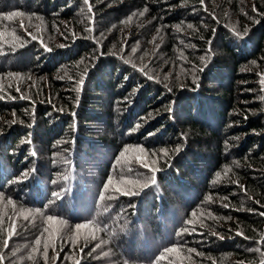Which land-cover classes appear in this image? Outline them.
I'll return each mask as SVG.
<instances>
[{
  "label": "trees",
  "instance_id": "obj_1",
  "mask_svg": "<svg viewBox=\"0 0 264 264\" xmlns=\"http://www.w3.org/2000/svg\"><path fill=\"white\" fill-rule=\"evenodd\" d=\"M13 31L15 49L0 44V193L33 213L25 225L0 210L3 264H177L168 250L186 242L194 264H264V0H0V32ZM141 120L158 122L141 144L113 129ZM151 134L175 157L145 168L132 216L115 220L120 202L102 207L110 173L121 159L133 169L126 148L153 160ZM63 137L71 155L58 187ZM37 153L23 181L19 162ZM49 217L64 227L45 259Z\"/></svg>",
  "mask_w": 264,
  "mask_h": 264
},
{
  "label": "rangeland",
  "instance_id": "obj_2",
  "mask_svg": "<svg viewBox=\"0 0 264 264\" xmlns=\"http://www.w3.org/2000/svg\"><path fill=\"white\" fill-rule=\"evenodd\" d=\"M108 99H110V97ZM93 100H95V101L98 100L96 95L93 96ZM119 106L120 105L117 104V102H116V104L114 102V107L113 108H114V111L116 112V118H115V123L116 124L118 122L119 116L121 115V111H120L121 109H119ZM143 124H144V121L141 120L140 123L134 125L132 130L130 129L131 132H129L130 130H128V129H125L124 132H117L116 131L117 129L114 126H113V129H114L115 133L116 134L119 133V135L122 138L123 137H128L130 139V137L132 136L131 138L133 140H135L137 143L141 144L142 142H146L144 139L141 140L142 139L141 135L143 133H145V132L149 133L150 130L151 131H155V129L158 126L157 125L158 122L150 125V128H148V129L142 128ZM145 126H147V125H145ZM84 129H86L88 131L89 130H93L94 131V129H95V131H99V127H97L95 125L94 126H90V124L87 125ZM104 129L105 128H103L101 130V132ZM160 130L161 129H159L158 132ZM108 132H110V130H108ZM115 133L113 132V134H115ZM151 135L148 136L147 138H148V140H149V137L151 138L150 139L151 141L150 142L148 141V142L152 144V145H150V149L153 152H155V156H153V160H151L145 152L144 153H138V152L132 151L130 149V151H131V154H130L131 155V159L129 160L130 161L129 163L132 165V167L135 170V172L137 171L136 176L140 180L139 183L138 182H134V183H132L133 185L131 184L132 186L128 185L129 188H126L125 189L126 191L123 190V189L114 190V189L120 188L119 183L122 182V178H123V177L117 178V175H116L115 172L120 171L122 173V176L124 174H130V175L134 174V170L133 169H129L130 167L127 168L128 170L126 169L127 166H126L125 160H122V159L119 160V163H117L116 168H114V170H112L111 173H110V175L113 174L115 176V177H113L112 180L115 181L116 184H114L113 181L111 183H109V187H108L109 197H107L106 202L108 201L110 204L106 205V203H105V204L102 205V207H103L104 211H108V208H111V206H113L115 203H117L119 201L120 204H118V206L115 207V209H116V213H115V216H114V218H116L115 220L119 221L121 219V217L124 216L125 218H123L122 221L125 220V222H126L132 216L133 208L135 207V204H134L135 201L134 200L136 199V197H133V196L131 197V195H132L133 191H138L139 189H141L146 184V181H144V180H145V178L148 177V174H147L148 170H146L145 168L146 167H151L152 170H153V168L157 169L161 165H165L164 163L167 161V157L169 155H172L173 158L175 157V155H173L168 150L167 146H161V147L156 146L154 144L155 142L153 140V139H155V136H153V135L151 136ZM65 141H66L65 137H63V138H58L54 142V147L56 148L55 153H57V154H55V156L57 157V160L53 161V165L55 166V169L58 170V172L56 173V175L54 177V179H55L54 180V186L56 185L58 187H61V184L63 183V177H64V174H65V172H64L65 170H62V168L64 167L67 158L70 157V155H71V153H70L71 151L69 149H67V148H64V147H66L65 146L66 144L64 143ZM29 146L33 147L32 143H30ZM103 147H105V146H103ZM43 149H44V153H46L47 150H46L45 146L43 147ZM94 149H92V150L94 152L96 151L95 154H99L100 153V151L98 149H95V150ZM36 152H37V150H36ZM164 152H167L168 155L165 156ZM13 156H15V155H13ZM138 157H139V159H138ZM32 158H33V162L32 163H33L34 166L32 165V163H21L22 161L19 162V165H22L20 167V171H23L21 173L22 180L23 179L25 180V178L27 177L28 169H30L34 173V169H36L35 166H38L39 163H42L41 155L38 154L37 158H36L35 155H32ZM100 163L102 165V162H100ZM30 170H29V172H30ZM13 183H15V182H13ZM60 189H62V188H60ZM62 191H63V189L58 192V196H59V193H61ZM125 192H127V193H125ZM128 193H129V196L127 197ZM210 199H212V198L210 197ZM8 200H12V199H10L9 196H5L2 193H0V210L1 211L5 210V211L11 212V213L15 212V214L17 215V218L20 219V221L23 222V224L26 225L25 221H27L29 219H25L24 218V215L22 214V211L26 212L28 214V217L30 216V213H33V212L31 210H30L31 211L30 212L28 209H26L24 207L22 209L21 206L20 207L19 206H15L14 202L11 205H9L8 204ZM54 201H55V199H53L49 205L53 206ZM15 207H17V208H15ZM144 217H146V216L144 215ZM46 222H47V219H46ZM25 225H23V227H25ZM50 227L52 228V230H54L53 226L50 225ZM56 227L61 228V227H64V225L60 224L59 226H56ZM192 231H197V230H194V229H189L188 230V232H192ZM54 240H56V238H54ZM199 243H201V241H199ZM190 244L191 243L186 242L185 245H184V248H182V250L179 251V250L176 249V251H171V255H172V258L174 259L175 263H177V264H194V263H196L190 256V254L192 252H195ZM198 245L199 244H197V246ZM186 251H187L188 255H184V253H186ZM201 261H203V258H202Z\"/></svg>",
  "mask_w": 264,
  "mask_h": 264
},
{
  "label": "snow or ice",
  "instance_id": "obj_3",
  "mask_svg": "<svg viewBox=\"0 0 264 264\" xmlns=\"http://www.w3.org/2000/svg\"><path fill=\"white\" fill-rule=\"evenodd\" d=\"M88 2H89V0H84V3L85 4H88ZM89 11H91V8H89ZM12 15H17L18 16V15H21V14L20 13H14ZM12 15L5 16L3 19H5V20H11L12 19ZM188 27L189 28H192V25L189 24ZM6 36H11V41L6 40L5 39ZM19 39L20 38L15 35V32L14 31L12 33L0 32V44L11 43V45L13 46V49H15V46H16L17 42L19 41ZM31 39L32 40H36L37 39L36 35H31ZM60 47H63V45H61ZM46 51H51V49H46ZM133 51H135V49H133ZM0 54H3L2 47H0ZM8 75H9V78H15L17 80L20 79L18 75H15V74H12V73H9ZM82 83H83V80H81V84ZM17 91H19V88H17ZM3 98H4L3 96H0V99H3ZM21 98L23 99V98H25V96L24 95H21ZM129 151L130 150L126 148L124 150V152H122L120 154L121 157L123 158L125 156V154L128 153ZM132 151H136L138 153H144L145 152V149L141 147V148L134 149ZM177 151H179V149H177ZM164 155L167 156L168 153L167 152H164ZM138 159H139V157H138ZM156 171H158V170L155 169V168H153V172L155 173ZM217 176L219 177V173L217 174ZM155 182H156V177H155V175H153V177H152V183L155 184ZM122 183L128 184V183H134V182L133 181H123ZM147 186H148L147 184L144 185V187H147ZM114 190H121V188H117V189H114ZM123 190H125V189H123ZM133 194H138V193H133ZM54 196H55V193H54ZM12 203H13L12 200H8V204L9 205H11ZM22 214L24 215V218L25 219H28V214L26 212L22 211ZM193 215H195V213H193ZM9 223H10L11 227L6 230L7 231V238H5L3 240V245H4V248L5 249H7V247H8L9 239H11V237L16 234L15 229H16L17 225L14 223V221H11V220L9 221ZM47 223L49 225L53 226L54 231L52 233H50L49 238L44 241V255H45V259H47V251H48L49 246L51 245V246L54 247V243H55V241H54L55 232L59 230V228L56 227V226H59L63 222L60 221V220H57L55 218L49 217L47 219ZM2 226H3V221L0 220V229H2ZM80 227H82L86 232L88 231V226L87 225L80 226ZM44 231L45 232H49V229L48 228H45ZM35 244L37 246H39L41 244V239H37L35 241ZM35 251H37L36 248L33 249V252H35ZM168 251H176V249H169ZM29 258H31V257H29ZM161 259H163V257H161ZM3 260H4V257H3L2 254H0V264H3Z\"/></svg>",
  "mask_w": 264,
  "mask_h": 264
}]
</instances>
